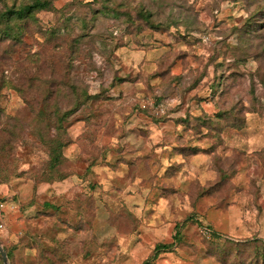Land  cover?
Instances as JSON below:
<instances>
[{
    "label": "rangeland",
    "instance_id": "obj_1",
    "mask_svg": "<svg viewBox=\"0 0 264 264\" xmlns=\"http://www.w3.org/2000/svg\"><path fill=\"white\" fill-rule=\"evenodd\" d=\"M0 245L264 264V0H0Z\"/></svg>",
    "mask_w": 264,
    "mask_h": 264
},
{
    "label": "trees",
    "instance_id": "obj_2",
    "mask_svg": "<svg viewBox=\"0 0 264 264\" xmlns=\"http://www.w3.org/2000/svg\"><path fill=\"white\" fill-rule=\"evenodd\" d=\"M48 7H49V3L47 1H36L32 5H27L23 8H20V9H9L6 12V14L9 17H18L19 19H26L28 16L32 15L33 13L40 11V10H43V9H46ZM61 149H62V146L60 145L59 142H57L53 148L54 153H56V155H57L55 157L54 161L59 160L58 154H61ZM54 153H53V155H54ZM57 163H58V161H57ZM213 237H214V234H213ZM7 253H8V257L11 258L10 252H7ZM2 261H3V259H2Z\"/></svg>",
    "mask_w": 264,
    "mask_h": 264
},
{
    "label": "water",
    "instance_id": "obj_3",
    "mask_svg": "<svg viewBox=\"0 0 264 264\" xmlns=\"http://www.w3.org/2000/svg\"><path fill=\"white\" fill-rule=\"evenodd\" d=\"M0 254L3 259L4 264H9V258H8L7 252L5 249L2 248L1 245H0Z\"/></svg>",
    "mask_w": 264,
    "mask_h": 264
},
{
    "label": "built area",
    "instance_id": "obj_4",
    "mask_svg": "<svg viewBox=\"0 0 264 264\" xmlns=\"http://www.w3.org/2000/svg\"><path fill=\"white\" fill-rule=\"evenodd\" d=\"M209 236H210V234L207 235V237H209Z\"/></svg>",
    "mask_w": 264,
    "mask_h": 264
}]
</instances>
